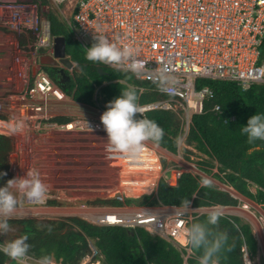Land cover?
<instances>
[{
    "label": "built area",
    "instance_id": "obj_1",
    "mask_svg": "<svg viewBox=\"0 0 264 264\" xmlns=\"http://www.w3.org/2000/svg\"><path fill=\"white\" fill-rule=\"evenodd\" d=\"M53 12L74 41L90 52L91 43L102 49L104 54L96 55L100 63L160 83L157 91L165 98L138 104L115 116L147 117L153 110L173 111L182 117V133L187 137L193 116L206 112V101L213 94L209 86L199 87L200 80L236 81L245 90L264 83V0H0V27L13 28L25 38V43L17 39L16 77L21 87L9 98L11 113L5 116L6 124L0 125V133L14 140L54 130L104 129L100 123L79 116L68 122L54 120L64 116L57 108L80 102L69 96L40 62L43 55H55L56 36L49 19ZM66 58L72 66L58 58L57 69L73 76L78 63L68 53ZM140 90L142 93L145 88ZM211 110L220 119L224 115L220 104ZM235 119L236 116L225 117V122ZM122 137L152 147L136 136ZM156 155L161 159L158 150ZM35 188L40 187L27 190L26 201L46 203L47 198L35 201L38 198L32 194ZM225 190L236 196L233 190ZM119 199L123 200L124 194ZM81 208L85 209L84 218L92 223L145 227L187 249L185 260L192 254L189 222L193 216L185 210L172 211V207L163 206L156 211L147 206L128 205ZM219 208L205 207L204 211L223 213ZM90 247L92 252L81 264H106L101 251L93 244ZM0 248L22 264H63L54 257H35L2 242Z\"/></svg>",
    "mask_w": 264,
    "mask_h": 264
},
{
    "label": "trees",
    "instance_id": "obj_2",
    "mask_svg": "<svg viewBox=\"0 0 264 264\" xmlns=\"http://www.w3.org/2000/svg\"><path fill=\"white\" fill-rule=\"evenodd\" d=\"M49 19L52 34L66 36L67 52L81 68L65 88L69 96L78 102L95 104L96 88L101 87L104 101L111 105L113 113L166 97L157 91L160 88L159 82L139 79L133 72L100 63L96 55L104 54L102 49L97 44L92 52L80 47L56 13H50ZM20 42L25 43V39L22 37ZM73 43L78 44L74 51L71 49ZM46 67L51 66H44V69ZM52 68V78L58 82L57 68ZM101 68L109 74L100 73ZM198 84L199 87L209 86L213 92L206 101V112L193 116L185 140L187 145L201 153L197 162L199 169L209 175L217 169L215 178L264 206V83L255 84L248 90L243 89L238 82L228 80L203 79ZM141 88H145L142 93ZM216 104L223 108L224 115L221 119L211 110ZM231 116H236L237 119L225 122V117ZM118 119L160 146L178 153L183 121L176 112L158 109L149 111L147 117L124 114L119 115ZM6 120L5 116L0 115V125H5ZM54 120L68 122L71 118L58 116ZM131 145L134 147L132 142ZM15 146L14 138L0 134V207H9L12 203L14 206L20 205L10 195V186L14 181L10 155ZM136 149L140 153L144 151V147L140 145ZM193 152L186 149L185 158L191 160L189 153L194 154ZM164 164L167 166L169 162L166 160ZM127 173L128 176L147 180L151 184L150 191L160 178L156 170L140 173L129 168ZM147 191L143 190L144 194L133 196L128 193L124 201L98 197L89 201V204L134 203L181 207L241 204L240 199L230 192L207 182L205 177L186 170L178 185L172 186L162 178L156 191L146 193ZM48 203L56 205L57 201L50 200ZM0 223L21 226V238L15 245L18 249L45 259L54 256L62 260L63 264H80L91 252L90 241L102 252L107 264H185L184 249L141 227L130 229L124 226H102L77 215L0 219ZM189 225L192 229L194 253L188 259V264H247L246 252L255 261L259 251L258 239L253 226L242 217L204 213L195 216ZM0 264L21 263L0 248Z\"/></svg>",
    "mask_w": 264,
    "mask_h": 264
},
{
    "label": "rangeland",
    "instance_id": "obj_3",
    "mask_svg": "<svg viewBox=\"0 0 264 264\" xmlns=\"http://www.w3.org/2000/svg\"><path fill=\"white\" fill-rule=\"evenodd\" d=\"M17 37H20L19 33L16 34L13 28L6 26L0 27V115L3 116L8 115L9 112L11 113L8 110L10 105L8 100L21 87L16 77V57L18 55ZM95 44H90L92 51L96 49ZM77 47V43L71 45L73 51ZM80 47L83 46L80 45ZM47 66L51 67H46L45 71L52 76V67L55 66ZM95 102L96 104L90 107H87V105H76L71 106L67 110L65 109L67 107L66 105L62 108H56L62 114L67 113L73 117L79 116L94 120L103 125L104 129L79 131L54 130L49 134L35 135L30 139L15 138L16 146L11 155L15 154L17 158L13 164L11 162V171L14 174L13 182H17L19 189L21 188V195H15V198H18L16 201L20 205L15 208H12V204L9 207H5L0 213L2 219L67 217L74 215L85 217V209L81 207L94 206L90 205L89 201H93L98 197L108 198L114 196V191L119 192L118 190L121 191L122 189L127 192L128 188L126 183L129 184V181L132 182L127 170L129 168L135 169L137 166L135 163L137 160L136 148L141 143L132 139L131 142L134 144V147L131 150L133 152H128L126 147L127 138L122 137L125 133L117 128L121 121L114 116L110 109L111 105H108L104 101V97L99 90L95 94ZM18 140L21 143L19 145H17ZM141 146L146 148L143 143ZM146 153L145 150L142 152L144 155ZM193 153L194 155L191 157L192 161L185 159V151L182 156L179 154L176 155L175 162H170L169 160L167 166L164 164V172L165 174L167 173L166 176L171 185H176L178 178L177 182L175 180L173 181L172 176L168 172L172 170L178 171L177 168L194 173L199 172V174L215 182L213 173L207 175L194 168L193 164H197L200 160L201 153L197 149ZM189 154L191 155V153ZM164 161L166 160L164 159L163 163ZM140 168H145L144 171L151 169L159 170L161 171L160 174L163 172L162 162L158 156L150 159L146 167ZM216 182L220 187L231 189L217 179ZM33 187H40L32 191V194H36L38 197L35 198V201H43L47 198L46 203L32 204L27 199L28 203H30L27 204V190ZM137 189L141 190L142 185L137 186ZM253 190H256L255 187H253ZM239 196L242 198L239 206L221 207L218 210L223 212V214L239 215L244 221L252 224L254 234L258 239L259 251L255 261L251 262L252 264H264V206L245 196ZM50 200L57 201V204H49L48 201ZM245 204H248L249 209L254 213L255 220L238 211L237 208H241ZM20 207L27 208V211L19 210L18 208ZM38 208L41 210L35 213L39 214H30L31 210ZM20 238L21 226L0 224V240L2 242L6 244H17Z\"/></svg>",
    "mask_w": 264,
    "mask_h": 264
},
{
    "label": "clouds",
    "instance_id": "obj_4",
    "mask_svg": "<svg viewBox=\"0 0 264 264\" xmlns=\"http://www.w3.org/2000/svg\"><path fill=\"white\" fill-rule=\"evenodd\" d=\"M23 37V36H22ZM22 37L20 36V37H17L18 39L20 38V39H22ZM24 38V37H23ZM19 39V40H20ZM25 39V38H24ZM68 53V52H67ZM66 53V54H67ZM41 59V58H40ZM41 62V61H40ZM43 64V63H42ZM44 66H47V65H45V64H43ZM56 68H57V66H55ZM78 67H79V65L77 66V68H76V71H77V69H78ZM80 68V67H79ZM75 71V72H76ZM68 74V73H67ZM69 75V74H68ZM73 78V76H71V79ZM59 82V81H58ZM69 83V82H68ZM68 83H67V85H68ZM67 87V86H66ZM65 87V88H66ZM64 88V87H63ZM98 90L101 92V87H97L96 88V92H95V94L98 92ZM248 90V89H247ZM66 91V90H65ZM67 92V91H66ZM95 100V99H94ZM77 101V100H76ZM80 103H82V102H80ZM95 104H96V102H95ZM108 105H109V103H107ZM146 104V103H145ZM132 109V108H131ZM127 110H129V109H127ZM123 111V110H122ZM121 111V112H122ZM121 112H118V113H121ZM114 114V116H115V114H117V113H113ZM120 115H124V114H120ZM199 115V114H198ZM118 116L119 115H117V116H115L116 118H118ZM232 117V116H231ZM230 117V118H231ZM227 118V117H226ZM237 119V118H236ZM235 119V120H236ZM71 120H72V118H71ZM119 120V119H118ZM234 120V121H235ZM1 134V133H0ZM2 135H4V134H2ZM127 135V134H126ZM6 136V135H5ZM140 139V138H139ZM140 140H142V139H140ZM143 142H145L144 140H142ZM146 143V142H145ZM186 143V142H185ZM188 146H190V145H188ZM190 147H193V146H190ZM194 148V147H193ZM157 150V149H156ZM192 151H196V149L194 148V149H191ZM185 151H186V149H185ZM158 152H159V154L161 155V153H160V151L158 150ZM184 153L185 152H182V155H184ZM178 154V153H177ZM181 155V156H182ZM192 156L191 157H193V155L194 154H191ZM165 158H163L162 157V155H161V162H162V166H163V172H162V174H161V177L158 179V182L153 186V188H152V190L151 191H149V192H146V193H151V192H153V191H156L157 189H158V187H159V183H160V181H161V179L162 178H164L165 179V176L167 175V173L165 174V172H164V170H165V168H164V163H163V160H164ZM186 159V158H185ZM166 160V159H165ZM190 161H192V160H190ZM11 162V161H10ZM189 163H192V162H189ZM194 165V168L195 169H198L199 171H201L202 173H204L201 169H199V167H198V164H193ZM178 169V168H177ZM216 171H217V169H215ZM178 171H182V174H183V172L185 171V169H182V168H179L178 169ZM186 171H188V170H186ZM189 172H191V171H189ZM192 173H194V172H192ZM165 174V175H164ZM181 174V175H182ZM194 174H196V175H201V174H199V172H196V173H194ZM206 174V173H205ZM201 176H203V175H201ZM204 177V176H203ZM219 180V179H218ZM223 183V182H222ZM203 184H205V182L203 183ZM227 187H230L231 188V190H233L234 192H236L235 194H236V196H234V197H236V198H241V197H238L239 195H241L239 192H237L236 190H235V188L233 187V186H230V185H227L226 183H224ZM120 185V184H119ZM118 185V186H119ZM122 186H124V185H122ZM217 187H219L220 189H222V190H225L226 188H224V187H220V186H217ZM21 188L19 189V193H20V195H21ZM225 191H227V190H225ZM229 192V191H228ZM114 196H111V197H108L107 199H111V198H118L119 199V196H122L123 194H124V199L122 200V199H120V200H122V201H124L125 200V196H126V194H128L127 192L125 193H123V190H121V191H119V192H115L114 191ZM142 194H144V193H142ZM141 194V195H142ZM131 196H133V195H131ZM140 196V195H139ZM243 196V195H242ZM241 200H242V198H241ZM240 200V201H241ZM242 202V201H241ZM255 202V201H254ZM257 203V202H256ZM12 205H13V207L12 208H15L16 206H14V204L12 203ZM125 205H128V206H137V207H139V206H147V207H150V208H154L156 211H160L161 210V207H163V206H170V205H154V206H151V205H137V204H134V203H132V204H129V203H125V204H123V205H116V204H106V205H94V206H102V207H109V206H114V207H119V206H125ZM261 205V204H260ZM215 206H217V207H236V206H222V205H215ZM239 206V205H238ZM37 207V206H36ZM170 207H173V206H170ZM178 207H181V206H178ZM188 207H190V208H193V206L191 205V206H188ZM188 207H186V208H188ZM212 206H209V207H207V208H211ZM0 208H2V210H4V208L5 207H0ZM20 208H22V207H20ZM194 208H196V207H194ZM202 208H205V207H202ZM185 211H187V210H185ZM212 211V210H211ZM188 212V211H187ZM215 213H218V214H221V215H225V214H223V213H219V212H215ZM188 214L189 215H192L193 216V218L195 217L193 214H191V213H189L188 212ZM227 215H229V214H227ZM0 219H2L1 217H0ZM86 219V218H85ZM87 220V219H86ZM87 221H89V220H87ZM90 222V221H89ZM92 223V222H91ZM1 224V223H0ZM93 224H95V223H93ZM98 225V224H97ZM252 225V224H251ZM102 226H122V225H102ZM124 227H126V226H124ZM127 228H130V229H135V228H131V227H127ZM141 228H145V227H141ZM146 229V228H145ZM167 239V238H166ZM169 240V239H168ZM1 241V240H0ZM169 241H171V242H173L172 240H169ZM2 242V241H1ZM2 243H5V242H2ZM174 243V242H173ZM6 244V243H5ZM90 244H93L94 246H95V244L93 243V242H91L90 241ZM175 244V243H174ZM190 247H191V249H192V254L185 260V264H188V259L193 255V248H192V244H193V241H192V236H191V238H190ZM8 245H10V246H12V247H14V248H16V249H18L15 245V243H13V244H8ZM176 245V244H175ZM177 246V245H176ZM177 247H179V246H177ZM91 248V247H90ZM98 248V247H97ZM180 249H184L185 251H186V253L184 254V258L185 257H187V254H188V252H187V249H185V248H182V247H179ZM99 249V248H98ZM18 250H20V249H18ZM20 251H22V250H20ZM244 251H246V249H244ZM5 252V251H4ZM23 252H25V251H23ZM91 252H92V249H91ZM90 252V253H91ZM7 253V252H6ZM25 253H27V252H25ZM8 254V253H7ZM29 254V253H28ZM101 254H102V252H101ZM248 253L246 252V254H245V256L247 255ZM9 255V254H8ZM31 255V254H30ZM103 255V254H102ZM11 258H12V256L11 255H9ZM35 257H37V256H35ZM54 257V256H53ZM53 257H51V258H53ZM103 257H104V255H103ZM103 257L101 258L103 261H104V259H103ZM50 258V259H51ZM55 258V257H54ZM248 258H249V260L250 261H252L251 259H250V257H249V255H248ZM82 262V261H81ZM187 262V263H186ZM246 262H247V256H246ZM21 263V262H20ZM104 263H106L105 261H104ZM22 264V263H21ZM81 264V263H80ZM107 264V263H106ZM247 264H249L248 262H247ZM251 264H252V262H251Z\"/></svg>",
    "mask_w": 264,
    "mask_h": 264
},
{
    "label": "crops",
    "instance_id": "obj_5",
    "mask_svg": "<svg viewBox=\"0 0 264 264\" xmlns=\"http://www.w3.org/2000/svg\"><path fill=\"white\" fill-rule=\"evenodd\" d=\"M76 105H87V107H90V106H93V105H95V104L80 103V104H76ZM76 105H71V106H76ZM71 106H67L66 109L69 110L68 108H71ZM64 116H65V117H70V118L73 117L72 115H68L67 113H65ZM119 121H120V120H119ZM117 128L120 129V130H122L125 134H127V135H131V136H136L137 138H140V139L144 140L147 144H149L150 146H152V147L147 146L145 152H156V149H157V150L160 151L162 157L165 158L167 161L170 160V162H172V161L175 162V157H176L177 154H175V153L169 151L168 149H166V148L160 146V145L157 144L156 142H154V141H152V140L146 138V137L143 136L142 134H140V133H138L137 131H135L133 128L127 126L126 124H124V123H122V122H120V125H118ZM186 138H187V137H185V136L183 135V137H181V139L179 140V150H178V154H179V155H182V152H185V149H189V150L194 149L193 147H190V146H188V145L185 143ZM126 140H127L126 146H127V148H128V147L131 145V142H130V141H131L132 139H130V138L128 139V138H127ZM140 146H141V144H140ZM130 152H133V151L131 150ZM137 152H138V151H137ZM157 156H158V155H157ZM157 156H153L152 158H156ZM158 171H159V170H158ZM215 172H216V171L214 170V171H213V176H214V173H215ZM160 173H161V171H159V176L161 175ZM206 174H207V173H206ZM207 175H209V174H207ZM204 177H205V176H204ZM205 179H206L207 182L209 181V182H211L212 184H214V185H216V186H220V185H218V183L216 182V179H217V178H215V182H214L213 180H210V179L206 178V177H205ZM217 180H218V179H217ZM219 181H220V180H219ZM220 183H221V182H220ZM240 200H241V198H240ZM18 209H19V210L21 209V211H23V210H26L27 208H23V207H22V208H18ZM171 210H172V211H182V210H187L189 213L193 214L194 216H197L198 214H204V213H215V211H204V210H206V209H205V208H202V207H196V208H194V207H193V208L188 207V208H186V207L173 206V207L171 208ZM30 212H31L30 214H39V213H33L32 211H30ZM231 215H232V214H231ZM237 216H239V215H237ZM240 217H241V216H240Z\"/></svg>",
    "mask_w": 264,
    "mask_h": 264
},
{
    "label": "water",
    "instance_id": "obj_6",
    "mask_svg": "<svg viewBox=\"0 0 264 264\" xmlns=\"http://www.w3.org/2000/svg\"><path fill=\"white\" fill-rule=\"evenodd\" d=\"M55 47H56L55 55L54 56L43 55L40 59L41 63H43L45 65L57 66L59 64L58 58H60V60L62 62L66 63L69 67H71L72 62L66 58V53H67V38H66V36H64V35L56 36L55 37ZM80 70H81V68L78 67L77 71H80ZM57 71H58L59 84L65 88L67 86V83L71 81V76L68 75L64 69H59V70L57 69ZM100 73L109 74V72L104 71L103 68L100 69ZM15 159H16L15 154L10 155V161L12 162V164L14 163ZM172 171H176L177 173H179L178 182L176 179V182H177L176 185H178L182 171H177V170H172ZM165 180L168 184L171 185V183L167 179V176H165ZM176 185H172V186H176ZM17 194L20 195L19 184L17 182H13L12 185L10 186V195L13 199H18V198H15V195H17ZM238 197H240V196H238Z\"/></svg>",
    "mask_w": 264,
    "mask_h": 264
},
{
    "label": "bare ground",
    "instance_id": "obj_7",
    "mask_svg": "<svg viewBox=\"0 0 264 264\" xmlns=\"http://www.w3.org/2000/svg\"><path fill=\"white\" fill-rule=\"evenodd\" d=\"M127 147V146H126ZM132 145H130L127 149L128 152L131 151L132 149ZM143 147V146H142ZM134 149V148H133ZM144 150H146V148L144 147ZM133 151V150H132ZM153 156H157L156 152H147L145 155L140 153V152H136V158L137 160L135 161V163L137 164V166L135 167V169L137 171H140V173L144 172L145 168H140V167H146V164L149 162L150 159H152ZM17 158V157H16ZM148 161V162H146ZM152 171V169L150 170ZM170 173V176H172V180L176 181V179L178 178L179 173H177L176 171H169L168 174ZM161 177V176H160ZM130 179L132 180L129 181L126 185H127V193L131 194V195H137L138 193H142L143 190H149L151 187V184L145 180L144 178L140 179V177L138 178H134L133 176H130ZM144 179V180H143ZM149 183V184H148ZM142 185V189L138 190L137 186ZM70 190V189H69ZM79 190V189H78ZM76 191V190H75ZM91 191V190H90ZM99 191V190H98ZM120 191V190H118ZM61 193V192H60ZM63 193V192H62ZM237 194V193H236ZM90 197V196H89ZM72 198V197H71ZM86 198V197H85ZM74 199V198H73ZM29 209V208H28ZM238 211L240 213H243L247 216H250L253 220H255V216L254 213L249 209L248 204H245L243 207L241 208H237ZM36 210V211H35ZM39 210H41L40 208L38 209H33L31 210L33 213L38 212ZM27 211V210H26ZM30 211V210H29ZM31 213V212H30ZM246 216V217H247ZM249 218V217H248Z\"/></svg>",
    "mask_w": 264,
    "mask_h": 264
},
{
    "label": "flooded vegetation",
    "instance_id": "obj_8",
    "mask_svg": "<svg viewBox=\"0 0 264 264\" xmlns=\"http://www.w3.org/2000/svg\"><path fill=\"white\" fill-rule=\"evenodd\" d=\"M81 217V216H80ZM82 218H84V217H82ZM85 219V218H84Z\"/></svg>",
    "mask_w": 264,
    "mask_h": 264
}]
</instances>
